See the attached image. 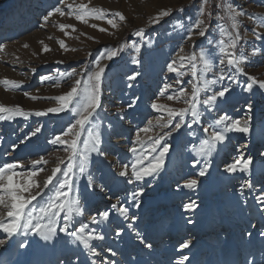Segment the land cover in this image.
I'll return each instance as SVG.
<instances>
[{"label":"rangeland","instance_id":"rangeland-1","mask_svg":"<svg viewBox=\"0 0 264 264\" xmlns=\"http://www.w3.org/2000/svg\"><path fill=\"white\" fill-rule=\"evenodd\" d=\"M217 2L210 0V4L205 6V15L201 17L198 11L201 0H119V6L125 5L121 9L110 8L115 5V0H0V81L19 84L13 87L0 83V105L7 108L18 105L26 113L25 116L0 119V166L6 163L17 165L14 171L19 175L13 177L14 181L23 183L35 178L43 185L54 168L65 167L69 156L65 151L66 145L52 141L58 136L71 141L73 137L64 133L74 123V112L40 116L35 113L58 107L59 102L54 98L67 93L76 79L86 80L83 70L93 69V62L101 52L123 45L116 58L102 61L107 70L100 86L101 107L97 110L95 123L90 125L93 131L100 133L99 151L89 154L84 174L75 169L73 175L72 196L80 200L83 215L75 218L70 231L79 227L81 222L89 223L91 216L99 219L100 213L110 212L108 220L99 224L89 223V229H95L96 233L104 236L103 240L91 241L98 256H93L88 249H84V254L79 250L76 252L72 238L65 233L58 231L51 242H44L31 231L21 229L11 237L0 231V240L5 241L4 246H0V264H55L51 256L56 254L59 246V253L55 255L59 264H84L83 258L88 263V256L90 264H111L112 261L116 264L136 261L157 264L158 260L152 259L153 253L159 260L166 257L162 259L164 261L171 255L167 264H177L181 255L195 259L191 256L194 251L199 252L194 260L196 264H214L213 260L226 255H229L228 263L219 259L220 264H233L234 258L235 264H264V235H261L264 233V205L256 201V196L264 193V157L257 154L264 151L260 147L264 145V129L256 127L255 132L247 136L228 133V140L218 145L210 157L195 155L201 140L207 135L203 129L214 127L213 121L222 112L243 119L246 100L264 101V90L259 88L258 83L254 84L251 92L245 91L249 77L264 81V38L256 39L253 34V28H256L264 37V27H258L256 19H264V0H232L249 15L239 18V32L243 38L236 49L237 55L246 57L241 63L244 73L232 70L229 74L233 75V80L225 79L213 86L214 90L228 87L231 91L226 99L218 100L212 111L201 106L199 123L193 124L190 115L183 117V126L179 131H172L170 125L181 118L169 121L166 111L151 107L153 102L175 109L187 107L183 98L170 101L167 96L181 87L190 93L188 81L192 78L191 73L185 68L186 75L177 77L168 72L167 64L172 60L179 63L181 56L190 55L193 51L199 53L201 49L216 54V41L221 38L219 28L224 26L232 31L230 22L217 19L218 10L214 6ZM80 4L103 9L106 18L87 17L86 23L77 20ZM69 5H72L71 12ZM57 8L63 15L55 11ZM164 10L169 15L159 16ZM208 11L213 14L210 21ZM49 12L53 14L46 21L44 17ZM117 12L122 13L125 19L115 17L116 26L113 27L107 19H112ZM157 18L159 22L154 23ZM197 18L210 23L208 34L206 37L194 34L189 40L187 29ZM61 25L72 27L62 30ZM138 30L143 31L142 37L134 34ZM33 36L36 41L47 39L53 48H49L48 52L33 51ZM209 40L213 41L212 45L208 44ZM134 42L143 46L139 54L131 48ZM181 47L184 52H180ZM28 49L31 52L28 53ZM253 49L259 51L253 54ZM133 56H138L140 64L132 63ZM219 69L220 66L214 69L215 74L219 73ZM73 71L75 75H65ZM133 72L140 75L135 80H128ZM212 77L213 73H209L207 78ZM177 79H182L183 83L176 84ZM165 84H172L173 88L159 95ZM84 86L82 82L81 89ZM210 94L202 93L201 99ZM129 104L133 106L129 107ZM189 124L192 126L188 127ZM145 128L147 132L141 131ZM168 132L172 135H166ZM156 137H163L161 143L171 145L162 161V168L154 176L141 181L133 178V183H128L131 166L140 156H143L142 163L147 166L152 157L159 154V149L151 151L152 140ZM87 138V132L81 134L78 145L81 150L83 140ZM245 144L248 145L242 149L245 156L250 155L254 159L252 172H226L225 165L238 157L236 149ZM133 148L135 153L130 150ZM101 151L104 155L100 154ZM41 158L47 163L33 165V161ZM61 160L64 164L60 163ZM197 160L199 163L194 167L193 163ZM124 165L128 166L129 176L122 177L119 172ZM205 166L207 174L200 177L198 173ZM32 171H36L37 175L30 176ZM60 178L58 173L42 195L32 201L29 209L42 205L52 195ZM190 179H197V186L185 187ZM245 180L252 181L251 189L241 190ZM101 186L105 189L103 192L100 191ZM140 188L144 189V194L133 201L132 193ZM190 201L195 202L197 207L186 211L184 205ZM137 202L139 207L135 206ZM114 204L118 205L115 209L112 207ZM121 206L128 209L127 218L120 215L118 208ZM6 212L7 209L0 206V219L9 222ZM133 216L136 219H132ZM190 220L192 223L188 222ZM63 223L61 216L60 225ZM118 229L123 230L119 236L116 235ZM134 231L152 247H145ZM248 239L253 241L252 246L244 244ZM186 240H191V246L181 249L180 245ZM68 242L72 244L67 245ZM22 244L26 247H21ZM243 244L245 250L239 251ZM75 245L78 247L77 243ZM66 246L68 250H65ZM108 249L116 255L113 256ZM179 249L181 251L177 252ZM123 258L128 260L121 261Z\"/></svg>","mask_w":264,"mask_h":264},{"label":"snow or ice","instance_id":"snow-or-ice-1","mask_svg":"<svg viewBox=\"0 0 264 264\" xmlns=\"http://www.w3.org/2000/svg\"><path fill=\"white\" fill-rule=\"evenodd\" d=\"M210 4V0H201V6L198 11L203 17L206 13L205 6ZM218 10L216 17L218 20H225L230 22L229 26L232 31L228 28L221 26L219 28V33L221 38L216 41V54L213 55L210 51L201 49L199 53L193 51L190 55L181 56L179 58V63L177 60H172L167 64V70L170 73H174L177 77H183L186 75L184 71L185 68L191 73V79L188 83L191 85V92L189 93L187 89L181 87L176 93L167 96L168 100H179L183 98L184 103L187 105L186 108L175 109L167 105H158L153 102L151 104L154 110H163L167 112V117L169 121L176 120L178 117L181 118L180 121L176 122L174 125H170L172 131H179L183 126V117L190 115L192 118V123H199L201 118V106L212 111L216 105L217 101L221 99H226L227 94L230 93L228 87H221L219 90H214L213 86L224 81L225 79L233 80V75L229 74L232 70L239 73H244V69L241 67V63L246 60L244 55H237L236 49L238 43L242 40V36L239 32L240 27V17L248 16L242 8L232 3V0H218L214 5ZM69 10L71 12L72 5H69ZM56 12H61V9H55ZM53 13L49 12L44 19L47 21L48 17ZM63 15V13L61 12ZM159 16L169 15L167 10H164ZM212 12H207L208 20L212 18ZM87 17H93L96 19H105V12L103 9L89 8L87 5L80 4L77 8L76 19L82 22H87ZM115 17H119L120 20H124L125 17L122 13H114L112 19H107V23L115 27ZM258 21V27H264V19L259 17L256 18ZM154 23L159 22L157 18ZM63 30L66 27H72L70 25H61ZM95 27V25H93ZM210 23H206L204 19L197 18L190 28L187 29V38L192 39L193 35H198L199 37H206L208 34V28ZM74 30V29H73ZM100 31H106L105 29H100ZM137 37L143 36V31L138 30L134 33ZM253 34L256 39L264 38L260 33L253 28ZM209 45L213 44V41H208ZM61 46L64 45L61 43ZM143 46L138 43H133L131 45L134 53L139 54ZM195 49L196 45H192ZM47 50V49H45ZM123 50V45L115 49H105L93 62V69H84L86 74V80L76 79L74 86L71 89L54 99L59 102L58 107L48 108L46 111H38L35 115H47L48 113H60L64 111L74 112V123H72L64 135H71L73 138L71 141L62 139L61 137H56L52 143L66 145L65 151L69 153L68 162L64 168L57 166L52 170V174L47 177L43 185L39 184L34 179H29L27 182H17L14 181L13 177L19 175L14 169L17 167L16 164L6 163L0 166V206L7 209L6 216L9 218V222H4L0 219V231L8 234V236H13L21 229L25 231H31L34 235L38 236L44 242H51L57 235V232L65 233L72 238L73 242L81 245L84 249H88L93 256H98L95 247L91 244L92 240H103L104 236L96 233L95 229H89L90 224H99L102 221H106L110 217L109 211H104L99 214V219L97 216H91L89 218V223L81 222L79 227L73 228L75 218L83 215V211L80 208V200L74 198L72 193L74 192V170L78 169L80 174H84L87 171V166L90 159L91 152L99 151L98 145L100 141L99 131H93L90 125L95 123V118L97 116V110L101 107V84L103 82L104 74L107 70V65H103V60H113L116 58L120 51ZM259 49H253V54L258 52ZM180 52H184L183 47L180 48ZM140 59L138 56H133L132 63L140 64ZM220 66L219 73L215 74L214 69ZM213 73L212 79H208V74ZM76 73H67L65 75L72 76ZM140 73L133 72L129 75L128 80H135ZM249 82L245 91L251 92L254 84L258 83L259 88L264 90V81H257L255 77H249ZM84 83V87L81 89V84ZM5 85H12L13 87H18L19 84L15 81H0ZM176 84H182V79H177ZM172 84H165L163 89L160 91L159 95H164L166 91L172 89ZM211 93L205 98L201 99L202 93ZM36 99V97H32ZM133 104H129L132 107ZM4 113H9L10 115L5 116ZM16 115L25 116L26 113L20 106L14 108H7L4 105H0V119L13 118ZM151 124V122H149ZM214 127L209 126L203 129L206 138L201 140L199 147L196 149L195 155L200 157H210L212 153L217 150L218 145H222L228 140V133L236 132L243 133L246 136L252 135L255 132L256 127L264 129V101L259 103L254 101L245 102V116L243 119L234 118L229 115L228 112H222L214 121ZM169 126V125H165ZM192 125L189 124L188 127ZM39 131V129H37ZM141 131L147 132L148 129H142ZM87 132L88 138L83 140V149L81 150L78 145L80 143L81 134ZM139 136V133L137 134ZM166 135L171 136L172 132L166 133ZM163 137H156L152 140L151 151L156 152L159 149V154L152 157L147 166H145L143 161V156H140L135 163L131 166V177L128 179V183H133V178L136 181L144 180L146 177L156 175L162 168V161L165 155L170 151L171 145L167 143H161ZM247 144L243 145L242 148H237L238 157L234 159L231 163L225 165V171L228 173H251L253 169L254 159L252 156H245L242 149H246ZM264 148V145L260 146ZM134 153L136 149H130ZM101 155L104 153L101 151ZM260 157H264V151H258L257 153ZM33 165L40 163L46 164L47 161L36 160L32 162ZM64 164V161H60ZM199 161H194L193 166L195 167ZM43 171V169H40ZM10 173V174H9ZM60 174L62 178L57 180L56 185L51 196L40 206L33 207L29 209V205L32 201L36 200L37 197L41 196L44 189H47L50 184H52L53 179ZM207 174V166L201 168L198 175L203 177ZM30 176L34 177L37 175L36 171L29 173ZM122 177L129 176L128 166L124 165L123 170L119 172ZM197 179H190L186 181L185 187L194 188L197 186ZM253 183L251 180H245L241 185V190L244 188L251 189ZM35 189L36 191H33ZM105 189L101 186L100 191L103 192ZM27 194V195H25ZM144 194V189L140 188L132 193V200L137 201V197ZM256 201L258 204L264 205V193L256 196ZM139 207V202L135 204ZM115 209L118 207L117 204L112 205ZM197 207L195 202H189L184 205L186 211L192 210ZM119 213L121 216L127 218L128 209L126 207H119ZM63 217L64 223L60 225V217ZM136 219V217H132ZM192 223V221H188ZM131 227V225H129ZM123 230L118 229L116 235L119 236ZM264 235V233H261ZM141 243H145L144 238L139 236ZM5 241L0 240V246H4ZM191 240L184 241L180 247L181 249L189 248L191 246ZM21 247H26V245H21ZM145 247L151 248L152 245L145 243ZM113 256L116 255L114 251L108 249ZM189 261V257L186 255H181L178 264H186ZM111 264H116L112 261Z\"/></svg>","mask_w":264,"mask_h":264},{"label":"bare ground","instance_id":"bare-ground-1","mask_svg":"<svg viewBox=\"0 0 264 264\" xmlns=\"http://www.w3.org/2000/svg\"><path fill=\"white\" fill-rule=\"evenodd\" d=\"M129 1H131V0H129ZM119 0H115V5H112V6H110V8H119V9H121V8H123V7H125V5H123V4H120V6H119ZM134 4H132V6H133ZM133 7H136V6H133ZM34 37V36H33ZM36 37H34L33 39H32V41L35 39ZM40 38V37H39ZM37 39V38H36ZM36 39H35V41H34V43H33V45L35 46L34 47V49H33V51H37L38 49L39 50H42L43 52H44V50L45 49H47L48 51H49V48H53V45H52V43H50V41H48L47 39H40V40H38V41H36ZM58 47V46H57ZM59 48V47H58ZM38 50V51H39ZM46 50V51H47ZM47 51V52H48ZM29 52H31V51H29V49H28V53ZM36 53V52H35ZM50 53V52H49ZM47 57V56H46ZM35 179V178H34ZM133 233H137V231H134ZM130 236V235H129ZM159 236V235H158ZM168 240V239H167ZM170 240V239H169ZM127 241V240H126ZM137 242V241H136ZM131 243V242H130ZM133 243V242H132ZM244 244H247V246L250 244L251 246L253 245V241L251 240V239H248L246 242H244ZM242 245L240 248H239V251L240 250H245V245ZM120 246V245H119ZM140 246V245H139ZM230 248V247H229ZM185 249V248H184ZM233 250V249H232ZM181 250L179 249L177 252H180ZM237 251V250H236ZM211 252V251H210ZM152 253V252H151ZM240 253V252H239ZM197 254H199V252L198 251H194L192 254H191V256L193 257V256H195V259L193 258V259H189V261L188 262H190L191 264H196V262L194 261V260H196L197 259ZM228 254V253H227ZM236 253H234V255H235ZM153 256H154V258H152L153 260H158V262H157V264H165V262H166V264L167 263H169L170 261H171V259H169V257H167V259H165V261L164 260H162V259H164L165 257H161L160 259L162 260H159V259H156L157 257H155V256H157V255H155L154 253L152 254ZM214 255V254H213ZM233 255V256H234ZM237 255V254H236ZM190 257V256H189ZM136 259V258H135ZM139 259V258H138ZM213 259H214V256H213ZM219 259H222V261L223 262H225V263H228V261H229V255H226L225 257H222V258H218V259H215V260H213L214 261V264H220V262H219ZM142 260H143V258H142ZM168 261V262H167ZM235 258H234V260H233V264H235ZM259 261V260H258ZM146 262V261H145ZM136 263L137 264H140L139 263V261H136ZM136 263H134V262H130V264H136ZM142 264H143V262H142ZM145 264V263H144ZM154 264H155V262H154ZM177 264H178V262H177ZM188 264V263H187ZM222 264H224V263H222ZM230 264H231V262H230Z\"/></svg>","mask_w":264,"mask_h":264}]
</instances>
